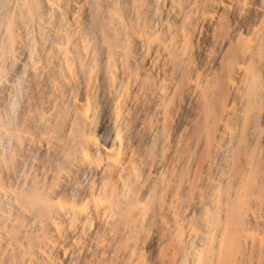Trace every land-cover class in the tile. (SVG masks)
Masks as SVG:
<instances>
[{
  "label": "bare ground",
  "instance_id": "6f19581e",
  "mask_svg": "<svg viewBox=\"0 0 264 264\" xmlns=\"http://www.w3.org/2000/svg\"><path fill=\"white\" fill-rule=\"evenodd\" d=\"M1 101L0 264H264V0H0Z\"/></svg>",
  "mask_w": 264,
  "mask_h": 264
},
{
  "label": "rangeland",
  "instance_id": "374dc122",
  "mask_svg": "<svg viewBox=\"0 0 264 264\" xmlns=\"http://www.w3.org/2000/svg\"><path fill=\"white\" fill-rule=\"evenodd\" d=\"M24 78H26V76H24ZM14 79H16V78H14ZM7 88H9V90L11 89L10 87H7ZM5 90H6V89H4V91L2 92L3 96H5V94H6V97H10V96L12 95V91H9L8 89H7L8 91H7V90L5 91ZM6 92H7V93H6ZM7 94H8L9 96H7ZM1 103H2L3 106L0 105V110L2 109L1 107H3V110H4V111L1 110L2 113H0V116H1V115H2V116L5 115L4 117H6V114H4V113H5V109H4V107H5V106H4L3 101H1L0 104H1ZM0 118H1V117H0ZM2 118H3V117H2ZM101 134H102V136H101ZM101 134H100L101 138H102L103 136L106 137V135H105V133H104L103 131L101 132ZM105 137H103V140L105 139ZM1 140H3V139H1ZM1 140H0V143H1ZM3 143H4V142H2V144H3ZM4 144H5V143H4ZM4 144H3V146H4ZM6 146H7V144H5V147H6ZM6 148H7V147H6ZM6 148H5V149H6ZM23 168H24V167L21 168V170H22V174H23V171H26V169H27V168H26V169H23ZM21 170H20L19 174H21ZM24 173H25V174H24L23 176L26 175V172H24ZM19 176H20V175H19Z\"/></svg>",
  "mask_w": 264,
  "mask_h": 264
}]
</instances>
